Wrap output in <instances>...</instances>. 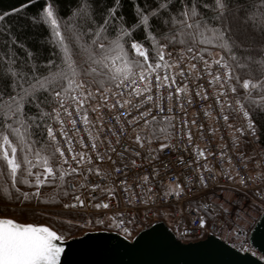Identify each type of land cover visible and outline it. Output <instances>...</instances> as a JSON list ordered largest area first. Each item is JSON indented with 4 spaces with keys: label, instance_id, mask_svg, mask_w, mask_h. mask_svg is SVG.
<instances>
[{
    "label": "snow or ice",
    "instance_id": "snow-or-ice-1",
    "mask_svg": "<svg viewBox=\"0 0 264 264\" xmlns=\"http://www.w3.org/2000/svg\"><path fill=\"white\" fill-rule=\"evenodd\" d=\"M24 7L5 11L0 21ZM58 11L53 0H40L27 18L33 27L43 25L51 30V41L58 51L46 61L37 62L27 38L21 37L14 25L0 23V181L5 185L0 199L12 200L15 194L16 200L31 202L35 198L37 202L60 204L62 209L85 210L88 219L82 213L67 223L73 227L92 225L96 231L114 229L123 242H135L118 245L126 249L140 245L139 250L147 252L178 250L180 242H188L197 231L207 235L216 228L217 220L246 241L245 228L251 227L247 211L230 199L221 203L213 200L210 206L207 194L215 195L217 188L229 193L244 189L253 197L249 207L258 210V216L264 213V149L227 155L221 150L215 153L220 167H214L206 160L213 153L192 145L193 132L187 119L177 131L174 113L184 110L185 101L192 102L188 74L199 79L206 72L207 86L213 89L219 106L217 115L231 129L229 113L241 114L244 123L234 131L258 140V121L264 118V0H134L131 23L122 14L121 0H75L68 16L60 17ZM209 11L212 15L206 14ZM23 27L27 29L28 24ZM136 32H141L139 40L134 37ZM19 50H26L24 58L19 57ZM197 87V95L208 99L204 85ZM238 88L243 89L242 94ZM173 99L179 102L175 106ZM105 114L110 135L104 134ZM203 127L197 126V131ZM207 130L215 131L212 127ZM184 138L196 153L195 160L187 161L195 175H186L184 186L173 182L158 195L161 201L172 203L173 197H187L189 186L198 184L202 202L196 208L189 203L176 214L194 213L192 227L177 230L175 239L155 229L144 232L150 214L158 218L174 215L160 210L151 213L157 204L153 186L158 169L129 182V164L119 163L110 170L99 164L116 165L130 153L141 159V165L136 159L130 162L139 168L145 159L143 150L156 160L162 150L178 147ZM160 140L164 142L156 143ZM233 140L239 143L237 137ZM122 141L127 142L117 152ZM201 159L205 160L202 165ZM93 174L103 176L109 187L89 183ZM72 176L81 178L79 188L68 183ZM45 185H55L51 200L41 199ZM80 189L87 190V196ZM93 190L105 192L110 199L95 202L98 197ZM118 193L123 195L126 209L101 214L99 210L109 209ZM70 194V202L65 203L61 197ZM93 208L97 210L94 219L87 211ZM141 208L146 209L143 216ZM241 220L245 222L241 224ZM138 223L143 227L133 236ZM65 238L47 224L0 216V264H63ZM241 248L247 251L243 244Z\"/></svg>",
    "mask_w": 264,
    "mask_h": 264
},
{
    "label": "built area",
    "instance_id": "built-area-1",
    "mask_svg": "<svg viewBox=\"0 0 264 264\" xmlns=\"http://www.w3.org/2000/svg\"><path fill=\"white\" fill-rule=\"evenodd\" d=\"M168 51H174L172 48H169ZM187 62V61H186ZM199 67V66H198ZM219 67V66H217ZM216 69L214 68V71ZM222 71V69H221ZM178 80H180V77H177ZM188 79L190 81V95L192 96V102L185 103L182 105L183 111H175V115L178 117L176 124L179 126L177 127V131H180L183 127L182 121L184 119H187L190 122V127L193 132V140L192 145L198 146L199 148L205 149L208 152H212V156L206 157V160L209 164L213 165L214 167L219 168L220 163L218 158L216 157L215 153L219 152L221 150H224L226 155L230 153H235L237 150L244 152L245 154H251L252 151L255 149L256 151H260L261 149H264V144L260 142L259 138L258 140H253L249 136L240 135L239 133H236L234 131L235 128L240 127L244 121L241 114L230 112L229 113V121L228 124H231L233 128H228L225 124V121L217 115L219 112V106L215 104L214 97H213V89L211 87L207 86V73L205 72L202 78H197L194 73L188 74ZM198 85H204V91L208 92V99H203L202 94L197 95L198 91ZM165 105H167L168 101L167 99L164 100ZM179 102L173 99L172 104L175 106ZM208 112V115H205V113ZM185 113L187 114L185 116ZM95 114H90V117ZM105 120V135H110V133L107 131V124L109 123L108 115L105 114L104 116ZM195 121V124H191V121ZM204 125L202 129L197 131V126ZM208 127H212L215 129L214 132H208ZM81 135H84V138L87 142V136L84 133H81ZM233 136L237 137L239 140V143H236L233 140ZM114 139V138H113ZM127 141H122L121 147L117 148V152H120L123 147V143H126ZM164 142L163 140L157 141L156 143ZM192 145L187 144V139L184 138L183 140L178 142V147L173 148H167L162 150L158 155L159 159L153 160V158L149 155L147 149L143 150L142 156L145 157L143 160V166L137 168L135 165H131V159H136L137 165H141L142 161L139 157H133L130 153H126V159L123 161H119V158L114 156V160H118L119 162L116 165H112L110 162L99 164V166L102 169H111L112 167L119 166V163H127L132 169L131 174H128L127 179L129 182H132L135 178V176L140 175L142 176L145 172H151L153 168L158 169V176L156 178V184L153 186L154 193H157V204L155 206L151 207V213H156L158 210L160 211H169L172 212L174 215L170 217L171 223L175 226L176 231L180 230L183 231L185 226L192 227L191 220L192 215L187 212L184 213L183 216L176 215L179 212V209L184 208L187 209L189 207V203H191L193 208H196L198 204H200L202 201L200 200V197L203 195L201 187L198 184L190 185V192L188 193V196L181 199L173 197V202L169 203L168 201H161L159 199V193L164 190V187L172 184L173 182L179 181L181 182V185L184 186V178L186 175H195V169L192 165H188V160H195L196 153L192 148ZM153 147L156 146V144L152 145ZM205 162L204 159H201L199 163L202 165ZM99 163V162H97ZM208 173H205L207 175ZM123 178V177H122ZM81 178L79 176H72L69 179V184H75L77 188H79ZM89 183H97L100 185L101 188H107L109 187V181L105 180L103 176H97L95 174L91 175L88 178ZM81 192L85 196H87V190L80 189ZM98 197L97 201L99 202L100 199L108 200L110 199L107 197V194L105 192H100L98 190H93ZM137 191H139L137 189ZM246 190L244 189H236L232 191L231 193L226 191H221L219 188L216 190V194L213 195L212 192H208V203L211 206V201H216L217 203L224 202L227 199H230L234 205L242 206L245 210H250L251 208L249 205L251 204V201L253 199L252 194L250 192L251 196L249 194H246ZM71 200V194L69 195V199L66 203L70 202ZM126 202L123 198V195H119L118 193V199H111V206L109 209L104 210L100 209V213L103 215L108 214H115V213H121L126 209ZM225 207H230L229 204L225 203ZM63 211L72 212L77 214L78 216L80 214H84V219H88L89 217L86 214L85 210H76V209H62ZM237 210H239L237 208ZM87 211H91L93 213V219L95 218L96 209H89ZM144 211L146 209L141 208V216H143ZM134 214V213H132ZM163 217L158 218L156 215H149L148 217V226L152 224V221L161 220ZM225 220L228 219L227 216L224 217ZM172 220H178V223H173ZM241 224L244 223V220L240 221ZM82 227H93L92 225H85ZM143 226L141 224H136L133 228L132 235L135 234L140 228ZM113 231H115L113 229ZM248 231V230H247ZM208 232L211 234H214L216 236H219L221 239L227 241L231 245L237 247L242 252H245L241 248V244L244 245L245 248H247L246 252L255 253V250L250 246L248 240H247V233H246V241L244 239L238 238L235 234L230 233L229 226L222 222L221 220H217L216 222V228L210 229ZM205 234L201 233L199 231L196 232L194 236L190 240H196L199 238L204 237Z\"/></svg>",
    "mask_w": 264,
    "mask_h": 264
},
{
    "label": "water",
    "instance_id": "water-1",
    "mask_svg": "<svg viewBox=\"0 0 264 264\" xmlns=\"http://www.w3.org/2000/svg\"><path fill=\"white\" fill-rule=\"evenodd\" d=\"M152 229L166 232L175 239L173 230L163 220L152 223L143 228V231L150 232ZM209 233L200 240L181 241L182 247L178 250L147 252L139 250L140 245L136 249L118 247L120 243L135 242H123L116 232L87 231L65 239L62 242L65 252L61 256L63 264H153L157 261H165L167 264H264V213L257 217L247 236L249 244L259 257L250 252H242ZM101 245L103 247H97Z\"/></svg>",
    "mask_w": 264,
    "mask_h": 264
},
{
    "label": "trees",
    "instance_id": "trees-1",
    "mask_svg": "<svg viewBox=\"0 0 264 264\" xmlns=\"http://www.w3.org/2000/svg\"><path fill=\"white\" fill-rule=\"evenodd\" d=\"M140 2L143 3V0H140ZM204 2L212 3L213 0H204ZM53 3L54 6L59 9L58 15L60 17H66L68 16L69 7L75 4V0H53ZM39 4L40 0H0V15H2L5 11H9L13 8H19L20 5H25L22 10L9 15L6 21H0V23L5 26L8 24L14 25L19 31V35L27 38L28 49L31 50L37 62L53 58L58 51L56 46L51 41V30L45 28L43 25L33 27L27 19L32 16V14L39 7ZM133 4L134 0H121L122 14L127 18L129 23H131L134 19ZM206 14L212 15L210 11ZM117 15H120V13ZM25 24H28L27 29L23 27ZM134 37L139 40L141 32L134 33ZM18 55L20 58H24L26 50H19ZM238 91L240 94L243 93L242 88H238ZM258 123L260 124L259 140L264 144V118L259 120ZM4 186V183L0 181V192H3ZM23 190L30 191V189L26 186H23ZM57 205L60 204L52 203V205L45 206ZM39 206L41 205L35 198H33L31 202H26L16 200L15 194H13L12 200L0 199V216L14 217L20 222H37L47 224L52 226L53 230L57 231L58 234L63 233L66 238L79 235L83 232L84 228L73 227L67 223L68 220L75 221L78 217L76 214L68 212H50L39 208ZM170 227L175 231V227L173 225L170 224Z\"/></svg>",
    "mask_w": 264,
    "mask_h": 264
},
{
    "label": "rangeland",
    "instance_id": "rangeland-1",
    "mask_svg": "<svg viewBox=\"0 0 264 264\" xmlns=\"http://www.w3.org/2000/svg\"><path fill=\"white\" fill-rule=\"evenodd\" d=\"M68 181H69V178H68ZM55 191V185H45L42 187V190H41V199L43 200L44 198H48L49 200L52 199V194L54 193ZM246 194H249V196H251L250 193H247ZM64 201H66L68 199L67 198H64V197H61ZM39 204L41 206H39V208H42L46 211H50V212H62L61 210V205H57V206H45V205H52V203H42V202H39ZM44 205V206H43ZM28 206H31V205H28ZM247 213H248V216L246 217V220H247V223L250 224L251 226L253 225L252 224V218L253 217H258L257 215V211H253L252 209L250 210H246ZM245 222V221H244ZM249 228H245V231L248 230ZM254 255L258 256L259 257V254L257 252L253 253Z\"/></svg>",
    "mask_w": 264,
    "mask_h": 264
}]
</instances>
